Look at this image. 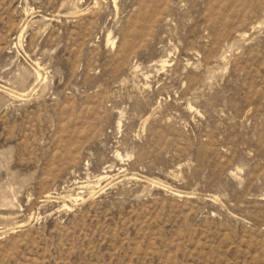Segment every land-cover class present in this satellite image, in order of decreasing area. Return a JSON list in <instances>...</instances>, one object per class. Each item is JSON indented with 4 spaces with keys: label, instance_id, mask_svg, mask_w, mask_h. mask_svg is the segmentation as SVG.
Returning a JSON list of instances; mask_svg holds the SVG:
<instances>
[{
    "label": "rangeland",
    "instance_id": "rangeland-1",
    "mask_svg": "<svg viewBox=\"0 0 264 264\" xmlns=\"http://www.w3.org/2000/svg\"><path fill=\"white\" fill-rule=\"evenodd\" d=\"M0 264H264V0H0Z\"/></svg>",
    "mask_w": 264,
    "mask_h": 264
},
{
    "label": "bare ground",
    "instance_id": "bare-ground-1",
    "mask_svg": "<svg viewBox=\"0 0 264 264\" xmlns=\"http://www.w3.org/2000/svg\"><path fill=\"white\" fill-rule=\"evenodd\" d=\"M114 44V43H113ZM40 77V76H39Z\"/></svg>",
    "mask_w": 264,
    "mask_h": 264
}]
</instances>
